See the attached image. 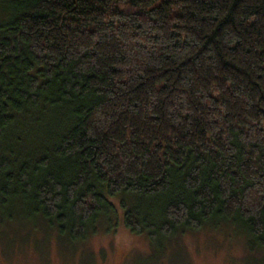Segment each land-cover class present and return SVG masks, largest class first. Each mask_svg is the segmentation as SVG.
Returning <instances> with one entry per match:
<instances>
[{
  "label": "trees",
  "instance_id": "1",
  "mask_svg": "<svg viewBox=\"0 0 264 264\" xmlns=\"http://www.w3.org/2000/svg\"><path fill=\"white\" fill-rule=\"evenodd\" d=\"M119 210L152 263L264 249V0H0V225L77 249Z\"/></svg>",
  "mask_w": 264,
  "mask_h": 264
},
{
  "label": "rangeland",
  "instance_id": "2",
  "mask_svg": "<svg viewBox=\"0 0 264 264\" xmlns=\"http://www.w3.org/2000/svg\"><path fill=\"white\" fill-rule=\"evenodd\" d=\"M118 213L110 229L89 233L77 249L75 243L44 233L41 227L30 232L28 221L0 225V264H264V249L250 255L243 236L229 235L226 226H204L180 239L174 236L167 254L156 251L158 261L152 263L153 256L143 258L152 253L146 235L126 228Z\"/></svg>",
  "mask_w": 264,
  "mask_h": 264
}]
</instances>
